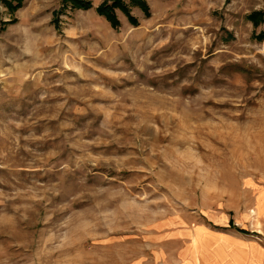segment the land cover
<instances>
[{"label": "rangeland", "instance_id": "rangeland-1", "mask_svg": "<svg viewBox=\"0 0 264 264\" xmlns=\"http://www.w3.org/2000/svg\"><path fill=\"white\" fill-rule=\"evenodd\" d=\"M91 1L0 0V264H195L227 228L264 244V0H147L118 29Z\"/></svg>", "mask_w": 264, "mask_h": 264}, {"label": "crops", "instance_id": "crops-1", "mask_svg": "<svg viewBox=\"0 0 264 264\" xmlns=\"http://www.w3.org/2000/svg\"><path fill=\"white\" fill-rule=\"evenodd\" d=\"M255 200V212L259 222L264 226V187L261 185L257 188ZM226 230H211L210 235L204 234L205 232L200 234L209 235L210 243L206 248L210 252V257L205 256L204 249L199 250L195 244L193 245L195 264H264V244L261 239L259 241L254 235L244 237ZM256 230L264 235L263 230Z\"/></svg>", "mask_w": 264, "mask_h": 264}, {"label": "trees", "instance_id": "trees-1", "mask_svg": "<svg viewBox=\"0 0 264 264\" xmlns=\"http://www.w3.org/2000/svg\"><path fill=\"white\" fill-rule=\"evenodd\" d=\"M5 6L11 11L16 12L23 5V0H2ZM63 7L70 5L74 9L88 10L93 8V2L91 0H62ZM128 1V2H127ZM131 6H137L141 8L146 17L151 15L150 7L147 0H102V2L95 8L96 12L105 17L107 21L111 24L114 29H118L121 25L120 19L117 15V10H121L128 18L129 22L133 25H138V19L132 14ZM54 21L57 25L59 10H55ZM248 18L253 21L255 25L264 21V11H253ZM10 21H16V19H11ZM258 39L264 40V32H261Z\"/></svg>", "mask_w": 264, "mask_h": 264}, {"label": "bare ground", "instance_id": "bare-ground-1", "mask_svg": "<svg viewBox=\"0 0 264 264\" xmlns=\"http://www.w3.org/2000/svg\"><path fill=\"white\" fill-rule=\"evenodd\" d=\"M208 242L210 243V238L208 239ZM198 246H199V244H198ZM206 246H205V244L203 245V249H204L203 254L207 257H210V252L207 250ZM205 250H207V251H205ZM219 254H221V253H219Z\"/></svg>", "mask_w": 264, "mask_h": 264}]
</instances>
